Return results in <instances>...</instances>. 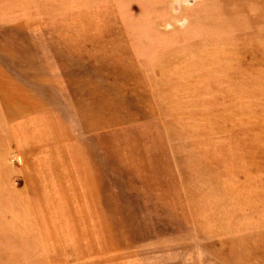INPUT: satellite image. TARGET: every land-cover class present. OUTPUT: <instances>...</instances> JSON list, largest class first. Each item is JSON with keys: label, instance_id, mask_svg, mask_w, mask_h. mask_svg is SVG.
<instances>
[{"label": "rangeland", "instance_id": "rangeland-1", "mask_svg": "<svg viewBox=\"0 0 264 264\" xmlns=\"http://www.w3.org/2000/svg\"><path fill=\"white\" fill-rule=\"evenodd\" d=\"M55 95L87 103L60 122L87 130V210L0 195V264H218L192 201L264 185V0H0V114Z\"/></svg>", "mask_w": 264, "mask_h": 264}, {"label": "crops", "instance_id": "crops-1", "mask_svg": "<svg viewBox=\"0 0 264 264\" xmlns=\"http://www.w3.org/2000/svg\"><path fill=\"white\" fill-rule=\"evenodd\" d=\"M1 78L3 84H6L7 80ZM58 94L60 96L62 93ZM59 96L47 98L46 101L39 98L33 113L0 114V195H18L21 196L19 200L38 204L45 202L48 207L49 203L63 202L66 204L62 206L64 210L71 212L74 217L77 210H87L86 179L90 175L86 167L87 144L80 145L76 142L81 137L87 138V130L69 129L70 127L60 125V122L67 123L72 117H76L74 110L82 121L87 117V103L77 99V105L66 107L62 103L63 99L60 102ZM48 117L54 121L55 129L44 132L38 123ZM61 138L68 143L61 145ZM12 146L17 152V158L19 157L18 163L8 160ZM233 191L235 193L213 189L209 198H206V191L197 193L192 201L196 214L200 210L207 211L212 217V223L203 217V230L199 228L198 231L202 235L204 230L211 231V249L218 264H264L258 251L261 244L264 245V226L259 225L260 221L254 224V218L247 224L246 215L241 213L247 208L242 201L245 197L256 195L262 201L261 204H264V185L246 187L243 192ZM249 204L254 206L257 200L249 199ZM262 214L264 215V211ZM201 250L203 252V245ZM207 252L206 249L203 252L205 264H208ZM252 256L255 257V262H252ZM58 260L55 261L56 264H72V261Z\"/></svg>", "mask_w": 264, "mask_h": 264}]
</instances>
